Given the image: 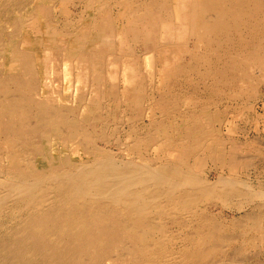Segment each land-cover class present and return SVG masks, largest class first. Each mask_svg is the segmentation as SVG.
I'll use <instances>...</instances> for the list:
<instances>
[{
    "label": "bare ground",
    "instance_id": "1",
    "mask_svg": "<svg viewBox=\"0 0 264 264\" xmlns=\"http://www.w3.org/2000/svg\"><path fill=\"white\" fill-rule=\"evenodd\" d=\"M0 8L20 10L9 34L0 20V264H239L225 247L242 221L210 209L255 203L264 216V190L203 175L207 161L248 164L215 128L229 107L202 97L257 96L264 0Z\"/></svg>",
    "mask_w": 264,
    "mask_h": 264
},
{
    "label": "rangeland",
    "instance_id": "2",
    "mask_svg": "<svg viewBox=\"0 0 264 264\" xmlns=\"http://www.w3.org/2000/svg\"><path fill=\"white\" fill-rule=\"evenodd\" d=\"M35 8H36V4H34V3L30 4V6L27 7L26 9L23 8V10H21V12H20V10L16 11L12 8H8V9L6 8L4 10L0 8V10H1L0 11V20L3 21V22H1V24L6 23L5 24L6 30H4V31L5 32L8 31L7 34H9L10 33L9 31H11V28H10L11 22L14 20V18L20 16V13L21 14L29 13V11H31L32 9H35ZM59 9H60L59 6H57V10H59ZM70 9H72L71 6H70ZM5 32L3 35L6 36L7 34ZM253 77H254V80L256 79L255 80L256 82L261 81V84H260L261 87L259 86L260 88H258L259 91H258L255 99H251L248 101L245 98H243L241 100L240 99L238 100V98H235V99L229 101L227 98H225L223 96H222V98H218V99L215 98L214 99L209 94H206L207 96L204 94L203 97L201 95V97L203 98V101L213 103V107H212L213 109L212 110L218 109L220 111H223L226 109V107H229V111H227V113H226L227 115L225 117L224 122L222 121V122L216 123L215 128L218 131L221 139H223L226 142L230 141V144H233L236 147L238 159L242 162L246 161L248 164L246 167H238L237 170H235L233 172H229L228 170H226L224 168L215 167L214 165H212L213 163L211 161H207L206 166H205L204 171H203V175L206 177L208 182L215 181L219 175H227V176H233L237 179H240V181L242 180L241 182H246V183L248 182L247 184L255 186L257 190H259V189L264 190V161H263L264 160L263 159L264 158V80H261L262 79L261 77H263V75L262 74L260 75V73L253 74ZM263 79H264V77H263ZM65 87H66L65 83H62L61 81L60 82L56 81V90L60 92L62 97L65 96V92L63 93V91H62V90H64ZM208 97H209V99H208ZM236 99H237V101H236ZM242 100H243V102H242ZM228 101H229V103H228ZM214 102H216L218 104H216ZM108 106L106 105V107H105L106 111H107L106 108H108ZM228 147H229V145H228ZM257 150H259V151H257ZM210 163H211V165H210ZM209 171H211V172H209ZM213 178H215V179H213ZM259 180H261V181H259ZM256 202L259 204L258 199H256ZM215 205H217L216 206L217 208L215 207ZM215 205H213L211 207V209H213L214 207L215 208H214V210L210 209V212L214 211L213 213L212 212L211 213L213 215H215L216 217H218V219H220V220L221 219L224 220V218H225L226 221H224V223L225 222L228 223L229 219H230V221H234L237 223L238 221L236 219H238V220L242 221V223L245 222L244 224L246 225V224L252 223V221L250 222V219L249 220L242 219L245 217L244 215L247 214L250 218V215L253 216V214L258 212V211H256L257 209H253V207L256 206L255 203H250L249 205L248 204L244 205L245 207H244V209H241V211H239V209L236 210L235 207L230 208V209L226 208V207L224 208L223 205L221 206L220 203L215 204ZM257 207H258V205H257ZM243 210H245V211H243ZM247 211L248 212L251 211V212H249L250 214L246 213ZM243 213H244V215H243ZM258 213L255 215L257 216ZM256 216H253V217L255 218ZM259 216L262 218L260 219ZM231 218H233L234 220L233 219L231 220ZM255 220L256 221L258 220L257 224L259 222L261 223V225L259 223V225L261 227L259 226L260 228L256 229V230L260 231L261 233H259L258 231L256 232L255 229H250V233H249L248 229L243 228L245 225L242 223H239V224L243 225V227L240 226L239 229L237 227L235 229L231 228L228 230V233L230 235L232 232V234H234V236L236 237L235 242L232 246H234L235 249H237V248L238 249L236 252L233 247L227 246V247H225V249H226L225 251H226L227 255L226 254L225 255L228 256L230 254L229 257H232V256L234 257L236 255V257L239 259V260L237 259L239 261V262L237 261L239 264L241 262L239 256L241 257L242 255L244 256V257L243 256L241 257L242 261L244 259H246L245 255H246V257L248 256V260L246 259V262H245L246 264H264V246H263L264 245V216L260 215V213H259L258 217H256ZM246 222H248V223H246ZM236 230L240 233L239 236H238V233ZM242 230H244V231H242ZM234 231H236L237 234ZM245 231H248L247 234H249V235H247ZM242 232H244L245 234H242ZM240 235L242 238H240ZM255 235H257V236L262 235V237H257ZM237 238H238V240H237ZM254 240L255 241L257 240V241L254 242ZM261 240L263 242H261ZM238 241H241V244L243 246L242 245L240 246V244H239L240 242H238ZM259 241L263 244L260 243L261 244L260 245ZM250 242L252 244H250ZM235 243H236V245H235ZM243 243H245V244H243ZM248 245L251 246L250 249H248L249 248ZM254 246H256L257 248ZM240 247H242L243 250ZM231 248L234 249V251H235L234 253H233V249H231ZM251 248H253V250H251ZM259 248L262 250L259 251ZM239 249H241V250H239ZM247 250L249 251V253H248L249 255L247 254ZM229 251H231L232 253H229ZM258 251H259V254H257ZM253 252L254 253L257 252V253L254 254ZM236 253L239 255H237ZM220 256L221 255H218L217 258L221 259ZM248 261H250V262H248Z\"/></svg>",
    "mask_w": 264,
    "mask_h": 264
}]
</instances>
